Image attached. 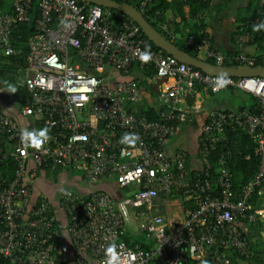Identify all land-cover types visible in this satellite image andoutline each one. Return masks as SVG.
I'll list each match as a JSON object with an SVG mask.
<instances>
[{"label": "built area", "instance_id": "1", "mask_svg": "<svg viewBox=\"0 0 264 264\" xmlns=\"http://www.w3.org/2000/svg\"><path fill=\"white\" fill-rule=\"evenodd\" d=\"M148 1L139 0V9ZM32 7L33 0H13L11 10L0 6V64L21 53L12 30L30 19ZM36 10L17 82L25 89L22 113L44 132L26 144L18 123L0 107V132L10 142L0 160L13 156L17 162L12 177L0 171V264H231L230 250L248 257L253 240L241 222L264 216V208L251 202L255 192L259 200L264 196V76L213 74L164 54L145 42L134 19L114 20L98 3L36 0ZM186 41L223 63L225 55L207 36L197 40L189 33ZM231 59L255 65L245 52ZM133 64L154 67L151 83L166 76L154 92L153 118L135 108L144 94L137 79L127 76ZM198 84L214 92L237 86L254 95L257 105L211 108L198 139L201 165L192 169L187 151L170 152L166 140L197 109L187 98ZM226 125L246 131L258 156L253 177L239 190L227 165ZM218 145L213 181L211 153ZM50 161L80 168L88 185L106 179L134 191L118 199L102 188L83 194L62 187L57 207L45 196L32 202L25 174ZM159 193L180 204L179 220L169 222L152 210ZM119 205L133 206L138 222L132 232ZM135 231L142 237L125 238Z\"/></svg>", "mask_w": 264, "mask_h": 264}, {"label": "crops", "instance_id": "2", "mask_svg": "<svg viewBox=\"0 0 264 264\" xmlns=\"http://www.w3.org/2000/svg\"><path fill=\"white\" fill-rule=\"evenodd\" d=\"M12 1L13 0H0V6L4 10H10L12 8ZM258 1L261 3L264 0H208L205 6L202 5V8L197 11L195 15L188 18L190 23H193L198 18L202 19V21L205 23V31L208 33L206 35L210 39V42L225 55V59L222 64L238 65L236 62L232 64L234 61L231 59L238 52L250 54L255 57V60L257 55H261V58L264 61V29L259 32V35L263 36V38L256 40L253 38L251 31L247 30L246 26L244 25L252 13L253 7ZM198 3L201 4V2ZM165 12L166 17L171 18L172 10L167 9ZM198 52L202 53L200 56L201 58H210L205 57L202 51ZM213 63H215V60ZM139 74H141L139 68H137V66H132L130 68V74L127 76L136 78L139 76ZM17 79H15V85L12 87L7 85L4 86L1 83L2 91L0 92V107L18 123L21 129L23 141L27 144L31 135H38L44 132V130L42 125L31 115L22 113L21 106L25 101V89L21 91L20 88L22 87V84H16ZM161 81L164 80H160L157 83V88L159 85H161ZM151 84L152 83H150L148 95H145L146 101L150 103L153 102V97L151 95H154L153 92H155V90L150 92ZM198 86L193 89L192 94L187 98V101L189 103H194L197 106V109L192 113L188 120L176 123L174 133L166 140L170 152L174 153V151L178 148H183L187 151L188 165L192 167V169L200 167L201 165L197 155L198 139L201 133V127L206 121L209 110L211 108L236 109L240 108L241 106L249 108L253 102V97L251 94L237 86H228L215 92L212 90L209 91V86L205 84H198ZM226 90L228 93H235L238 90L241 91L239 92V97L235 105L228 104V94H225L224 92L221 93V91ZM142 91L144 93L143 89ZM245 95L251 96L252 101L246 102L244 99ZM189 99H192V101ZM30 163L31 162L29 161L28 164L30 165ZM216 163L218 165L217 158ZM50 179L51 177L45 169H37L36 172L31 173V175H29V172L25 174L24 181L30 182L32 185V202L36 201L39 196H45L52 202V204L57 207L58 193L62 187H69L84 194L88 193L90 189L105 187V184L108 190H111V187L114 185L112 182H110V180L108 182L109 184H107L106 181L108 180L102 179L100 182L94 185L87 184V186L85 184H75L76 186L70 187V184L68 186L65 184L57 185ZM158 196L159 195L153 199L154 205L152 206V210L154 212L161 213L163 217L169 222H175V219L179 220L183 215V211L181 209L177 210V212L174 214V218H170L169 210L166 208V205L171 203L172 199L170 198L172 197H169L166 194H164L163 197ZM157 197L158 200H156ZM159 200L160 202H157ZM260 200V206L264 208V196H261ZM261 222L263 223L262 226ZM241 227L246 233H248L252 240H255L260 234L264 237V216L258 218L253 223L243 221L241 222ZM132 230L134 229H131V232ZM136 233L131 236L134 237ZM232 251L233 250L229 251V256L231 255ZM235 261H237V264L247 263L246 259L238 255H235Z\"/></svg>", "mask_w": 264, "mask_h": 264}, {"label": "trees", "instance_id": "3", "mask_svg": "<svg viewBox=\"0 0 264 264\" xmlns=\"http://www.w3.org/2000/svg\"><path fill=\"white\" fill-rule=\"evenodd\" d=\"M83 1V0H79ZM118 1H128L133 3L136 7L139 8V0H118ZM89 3H93L88 1ZM198 2H201L199 4ZM208 0H149L144 9H142V13L148 19L154 27H156L166 38L170 39L173 43L177 46L183 48L185 51L196 55H199V52L194 49L192 44L187 43L186 38L189 33H194L195 38L200 40L202 37L207 36L208 34L205 31V23L202 19L198 18L193 23H190L188 18L192 17L202 8V5L205 6ZM203 3V4H202ZM2 8V7H1ZM111 17L114 20L122 19L127 17L128 15L122 11H119L115 8H109ZM170 9L172 10L171 18L166 17L165 10ZM11 10V9H10ZM37 15L36 10V0H33V7L31 9L30 19L28 21H21L17 24L16 27L12 30V43L16 47H21L22 51L20 54L10 55L7 58H4L3 62L0 64V84L2 83L4 86H14L15 79H19L18 74L21 72V65L25 63V59L28 53V47L26 44L27 38L29 34L34 31L35 25V18ZM258 17V21H255V18ZM247 30L251 31L252 36L256 40H260L263 36L259 35L264 29V1L257 4L253 7L252 13L250 17L246 20L244 24ZM145 42L152 48L161 51L162 53L166 54L167 52L156 45L152 40H150L144 33ZM5 56V55H4ZM209 61H214L212 58H207ZM235 62H232V64ZM255 64L264 63L261 58V55H257V58L254 62ZM133 66H137L133 64ZM141 74L136 77L139 85L144 90V97L143 100L140 101L135 105V108L138 113L145 112L150 118L155 117L156 115V107L150 102L146 101V96L149 93V77L154 73L155 69L153 66H144L138 67ZM17 79V81H18ZM16 81V84L20 85ZM198 86V85H197ZM199 87V86H198ZM21 91L24 90L23 85L20 88ZM208 90L211 91L210 87ZM25 93V90H24ZM154 93V92H153ZM152 93V94H153ZM253 102L249 106L250 110H254L255 106L257 105V99L254 95ZM192 101V99H189ZM242 107V106H241ZM226 133L228 134V142L227 147L229 148V152L227 154V165L232 172V181L235 190H239L240 187L250 180L257 168L258 164V156L254 152L255 143L250 138L249 134L241 130L240 128L232 125H226ZM10 142L7 138L6 133L0 132V152L6 151L9 148ZM220 145L216 148L212 149L211 153V176L213 181L215 180L216 176V158L220 150ZM249 154V157L246 156ZM54 165L51 161L47 164H42L39 169H49L52 168ZM17 167L16 159L13 156L3 157L0 162V171L7 175L8 177H12L14 175L15 169ZM59 167V166H58ZM109 181H106L107 184ZM112 182V181H111ZM114 184V182H112ZM115 188L116 191L113 192L112 190H108L106 184L105 189L109 191L113 196L116 198H121L123 192H126V197H131L134 189L130 188V190L125 191L124 188L119 187L118 185L114 184L111 188ZM127 189V188H126ZM160 197H163V193L158 194ZM158 196V197H159ZM158 197L156 200H158ZM169 197H174L173 195H169ZM160 199V198H159ZM157 202H160L157 201ZM251 202L254 206H260L261 200H259L256 192L253 193L251 197ZM186 205H191V202H186ZM132 233L126 234L125 238L129 240L132 236ZM147 244L143 242V246ZM235 255H238L234 250L231 253L230 263L237 264L235 261ZM246 259V264H264V242L258 237L253 240L251 253L248 257L240 256ZM193 264H198L194 262ZM201 264H208V263H201Z\"/></svg>", "mask_w": 264, "mask_h": 264}, {"label": "water", "instance_id": "4", "mask_svg": "<svg viewBox=\"0 0 264 264\" xmlns=\"http://www.w3.org/2000/svg\"><path fill=\"white\" fill-rule=\"evenodd\" d=\"M98 3L108 8H115L124 12L132 19H134L141 27L144 34L152 40L160 48L164 49L167 53L176 56L179 60L191 64L201 70L219 75H232V76H249L261 75L264 76V64L249 65L246 63L238 65L216 64L207 59L193 55L183 48L177 46L170 39L166 38L152 23L146 19L142 11L133 3L128 1L118 0H86ZM166 76H159L156 81L152 82L150 92L157 91V83L160 80H165Z\"/></svg>", "mask_w": 264, "mask_h": 264}, {"label": "rangeland", "instance_id": "5", "mask_svg": "<svg viewBox=\"0 0 264 264\" xmlns=\"http://www.w3.org/2000/svg\"><path fill=\"white\" fill-rule=\"evenodd\" d=\"M199 55H202L201 52H199ZM117 73V72H115ZM118 75V73H117ZM224 92L225 94H228V104H233L235 105L237 102V99L239 97V92H241L240 90L236 91L235 93H228V91H221V93ZM249 95V94H248ZM245 95L244 99L246 102H251L252 101V94L251 96ZM152 97L154 95H151ZM48 174L51 177V181H53L54 183H56L57 185L59 184H65V185H69L70 187H74L76 186L75 184H85V181L83 179V172L80 168H70V167H58V166H54L52 168L47 169ZM109 181V180H108ZM111 182V181H110ZM88 186V185H87ZM127 188V189H126ZM111 190L113 192L116 191V189L113 187L111 188ZM124 190H130V187H124ZM123 192V195L126 197V192ZM120 210L123 213L126 225L131 228V229H136L137 228V222H138V218L134 216L133 213V206L127 207V208H123L122 206H120ZM166 208L169 210V217L170 218H174V214L177 212L178 209H180V204L178 202H171L169 204L166 205ZM263 225V223L261 222V226ZM264 234V232H263ZM135 237H142V235L140 233H136ZM263 236L260 234L258 236V239H262L263 240Z\"/></svg>", "mask_w": 264, "mask_h": 264}]
</instances>
